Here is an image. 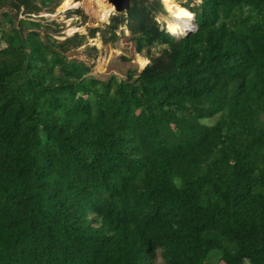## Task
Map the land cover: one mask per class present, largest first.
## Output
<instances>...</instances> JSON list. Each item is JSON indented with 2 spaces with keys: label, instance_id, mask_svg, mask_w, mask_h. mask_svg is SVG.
Here are the masks:
<instances>
[{
  "label": "trees",
  "instance_id": "1",
  "mask_svg": "<svg viewBox=\"0 0 264 264\" xmlns=\"http://www.w3.org/2000/svg\"><path fill=\"white\" fill-rule=\"evenodd\" d=\"M63 1L0 0V264H264V0H175L180 37L132 0L60 42L33 16ZM124 28L141 72L71 58Z\"/></svg>",
  "mask_w": 264,
  "mask_h": 264
},
{
  "label": "rangeland",
  "instance_id": "2",
  "mask_svg": "<svg viewBox=\"0 0 264 264\" xmlns=\"http://www.w3.org/2000/svg\"><path fill=\"white\" fill-rule=\"evenodd\" d=\"M86 2L87 0L75 2L78 3L77 8H80L86 16L85 22L82 16L72 15L69 17L68 12L77 8L62 10L59 8L61 7V4L59 7L54 8L53 13H47V11L44 10L37 16H33V18L41 20V22L45 24L54 22L59 30L57 35L53 33L54 38L60 42L65 41L67 38L76 33L87 35L89 29L102 27V24L106 21L101 22L96 19L91 11L87 9ZM158 21L164 26L166 22L171 21V19L168 13H165V15L158 17ZM51 29H54V27ZM123 32L124 36H121L115 43L103 44L100 33H98L94 39L87 37L86 44L73 51L70 54L71 58L86 62L91 68V74L102 80H107L111 76H116L120 80L125 79L129 70L141 72L143 68L140 67L137 61L138 56L145 58L147 60V64L149 63V60L145 53L141 55L136 53L134 43L125 37L129 36L126 28H124ZM120 34L121 31H119V35ZM2 47H4V45H2ZM90 47H95L97 51L94 52L88 50ZM160 50V47L155 48L153 50V54L158 55ZM216 120V117L206 119L203 123L211 125L215 123ZM156 263L162 264L159 258L156 260Z\"/></svg>",
  "mask_w": 264,
  "mask_h": 264
},
{
  "label": "bare ground",
  "instance_id": "3",
  "mask_svg": "<svg viewBox=\"0 0 264 264\" xmlns=\"http://www.w3.org/2000/svg\"><path fill=\"white\" fill-rule=\"evenodd\" d=\"M166 12L170 16L171 21H167L165 29L176 36H184L187 32L192 31L194 27L195 16L192 12L183 8L175 0H161ZM78 3L73 0H64L61 3L62 10L69 8H77ZM86 7L101 22L107 21L110 15H113L114 9L106 0H87ZM58 8V9H59ZM137 61L141 68L147 65V60L138 56ZM102 64V63H101ZM101 68V67H100ZM102 69V68H101Z\"/></svg>",
  "mask_w": 264,
  "mask_h": 264
},
{
  "label": "water",
  "instance_id": "4",
  "mask_svg": "<svg viewBox=\"0 0 264 264\" xmlns=\"http://www.w3.org/2000/svg\"><path fill=\"white\" fill-rule=\"evenodd\" d=\"M106 1L110 6L113 7L114 13H119V14H124L127 11H129L132 5L131 3L132 0H106ZM195 22H196V19H194V24ZM190 32L191 31L187 32L185 35L189 34Z\"/></svg>",
  "mask_w": 264,
  "mask_h": 264
},
{
  "label": "built area",
  "instance_id": "5",
  "mask_svg": "<svg viewBox=\"0 0 264 264\" xmlns=\"http://www.w3.org/2000/svg\"><path fill=\"white\" fill-rule=\"evenodd\" d=\"M195 29V24H194V27H193V29L192 30H194Z\"/></svg>",
  "mask_w": 264,
  "mask_h": 264
}]
</instances>
